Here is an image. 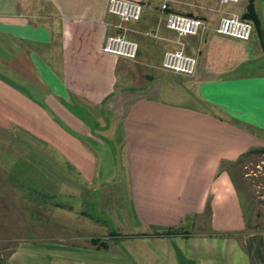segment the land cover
I'll return each instance as SVG.
<instances>
[{"label": "crops", "instance_id": "obj_1", "mask_svg": "<svg viewBox=\"0 0 264 264\" xmlns=\"http://www.w3.org/2000/svg\"><path fill=\"white\" fill-rule=\"evenodd\" d=\"M105 1L0 0V178L29 185L44 215L65 210L56 215L89 233L125 237L94 246L69 234L82 229L74 224L35 226L0 264H250L236 238L245 183L232 169L264 149V0L165 10L134 0L140 17L121 23L137 43L133 61L101 51L120 31ZM249 1L248 40L215 32L221 14L242 17ZM168 11L205 28L178 37L164 27ZM178 47L196 58L191 76L160 67ZM4 166L19 170L11 181ZM198 217L204 230L177 233Z\"/></svg>", "mask_w": 264, "mask_h": 264}, {"label": "rangeland", "instance_id": "obj_2", "mask_svg": "<svg viewBox=\"0 0 264 264\" xmlns=\"http://www.w3.org/2000/svg\"><path fill=\"white\" fill-rule=\"evenodd\" d=\"M237 7H241V4L238 3ZM236 12H239V9ZM8 155L6 154V156ZM233 166H235L232 169L236 174L235 176L240 179L242 184L245 183L246 198L243 205L245 225L241 232L237 234L236 238L239 245L245 250L249 262L264 264V149L259 152H250L243 155L237 159ZM17 170L16 168L13 169L4 166L1 172L5 174V180L8 182L14 179L13 173H17ZM32 192L33 190H31L29 185L4 184L0 178V258L4 257L19 240L35 235L30 232L31 228L45 226L46 224H51L55 228L70 224H74L76 227H82V229L76 228L77 232H71L69 234L76 237L75 240L79 243L86 242L91 244V240H94L95 243L92 244L94 246L97 244L110 246L125 237L124 235L116 233H106L103 235L89 233L86 231L88 228L85 226V223L80 221L68 222L66 220L67 217H63L60 214L56 215L57 212L62 211L61 209H58V211L55 209V215L53 216L49 214L44 215V206L41 209H36V203L31 200L35 196ZM40 202L45 203L43 200H40L39 204ZM54 202L58 201H51L50 204ZM58 205H61V203L58 202ZM64 212L65 210L61 213ZM205 226L204 218L198 217L183 223L177 228V233H182V231L200 232L204 230ZM172 232L175 233L176 229L165 233L154 232L148 235L158 236ZM59 234L67 235V233H51L49 236ZM134 244L137 247H143L140 241Z\"/></svg>", "mask_w": 264, "mask_h": 264}, {"label": "built area", "instance_id": "obj_3", "mask_svg": "<svg viewBox=\"0 0 264 264\" xmlns=\"http://www.w3.org/2000/svg\"><path fill=\"white\" fill-rule=\"evenodd\" d=\"M175 0H161L160 9L165 10L167 3ZM221 6L236 4L239 0H215ZM144 2L134 0H106L105 14L114 16L118 21L114 25L120 31L107 34L103 38L101 51L127 60H135L137 43L124 35L121 23L135 21L140 17ZM164 27L174 32L178 37L197 35L205 28L204 23L197 17L186 16L168 11L164 14ZM215 32L237 40L246 41L252 32L251 23L234 12H226L219 16ZM196 66V58L184 52L182 47L166 50L162 54L160 67L173 73L191 76Z\"/></svg>", "mask_w": 264, "mask_h": 264}, {"label": "trees", "instance_id": "obj_4", "mask_svg": "<svg viewBox=\"0 0 264 264\" xmlns=\"http://www.w3.org/2000/svg\"><path fill=\"white\" fill-rule=\"evenodd\" d=\"M243 18L245 19H248L252 22V24L257 27V19H256V16L255 14L253 13V9H252V3L251 1L248 2L247 4V12L242 16ZM260 150H256L255 152H259ZM95 241L91 240V244H94ZM96 246H103L101 244H97ZM250 264H254L253 262H250Z\"/></svg>", "mask_w": 264, "mask_h": 264}]
</instances>
